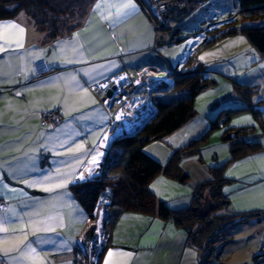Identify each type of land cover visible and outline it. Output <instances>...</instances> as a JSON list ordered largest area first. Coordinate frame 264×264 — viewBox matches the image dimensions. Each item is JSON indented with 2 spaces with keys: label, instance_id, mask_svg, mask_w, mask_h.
<instances>
[{
  "label": "crops",
  "instance_id": "0c3cea01",
  "mask_svg": "<svg viewBox=\"0 0 264 264\" xmlns=\"http://www.w3.org/2000/svg\"><path fill=\"white\" fill-rule=\"evenodd\" d=\"M97 4L101 5L99 9ZM123 4L132 7L121 8L117 15L115 6ZM11 24L25 29L23 48L15 47L19 32L9 27ZM160 31L137 0H96L81 26L53 40H46L45 34L24 12L0 20V37H7L0 38V45L11 44L9 51L0 54V225L17 230L0 232V238H23L21 228L27 235L19 250L7 255L0 251L5 259L3 264H76L75 249L77 246L86 249L82 239L92 219L76 199L72 186L101 176L113 138V129L108 130L112 111L95 85L124 69L139 71L148 67L157 68L161 76L166 74L165 79L172 80L175 67H170L160 53L163 44ZM239 34L245 35L238 29L221 38L233 46L226 43L220 47L224 53L229 52L225 67L220 62L217 64L221 52H213L211 58L202 60L207 75L219 86L233 87L207 106L197 105V113L202 116L201 124L209 125L221 109L247 106L235 91L238 83L252 91L251 104L259 109L258 116L254 109H246L234 114L230 125L254 126L246 138L260 142L262 148L229 164L226 175L230 181L223 188L230 208L245 213L264 210V161L256 159L264 157V55L250 41L240 39ZM236 40H244L245 47L253 49L249 56L239 57L238 64L228 69L231 59L242 53V50L236 52L239 48ZM67 59L77 62L66 63ZM38 61H45L47 73L37 74ZM72 76L76 77L75 81L71 80ZM225 78L233 79L234 83ZM51 110L60 111L63 119L55 126L44 125L41 114ZM184 125L162 140L149 143L145 150L166 162L174 149L186 143L177 133ZM170 137L174 141L169 144L166 141ZM78 145L83 148L77 150ZM223 155L227 159L230 156L226 151L224 154L222 151ZM93 157L97 163L92 162ZM185 160L183 169L193 171ZM196 171L194 192L211 177L207 168ZM57 184L64 186L55 187ZM46 187L54 190L44 191ZM151 188L159 194L157 186ZM37 221H46L55 231L33 235L30 225ZM252 222L262 223L257 220L247 223ZM105 237L107 247L100 264H202L203 261V253L189 244L187 231L158 214L124 212L112 221ZM4 247L11 244L0 243V248ZM29 248L36 251L25 259L21 254H27ZM110 251L114 253L112 257L108 256ZM238 261L219 256L210 264Z\"/></svg>",
  "mask_w": 264,
  "mask_h": 264
},
{
  "label": "trees",
  "instance_id": "16d2710c",
  "mask_svg": "<svg viewBox=\"0 0 264 264\" xmlns=\"http://www.w3.org/2000/svg\"><path fill=\"white\" fill-rule=\"evenodd\" d=\"M95 1L0 0V20L13 18L18 13L24 12L45 34L46 40H53L81 26ZM239 5L242 11L250 12V17H253L251 20H258L255 24L242 27L241 31L264 55V0H239ZM237 31L238 28L234 27L221 33L215 32L211 38L205 40L204 44L207 46ZM183 61L186 63L187 59ZM196 62L198 66L186 70L180 69L179 65L175 67L171 73L173 92L154 97L157 106L156 117L148 122L140 133L116 139L107 149L101 176L76 183L72 186V191L91 219H95L98 203L105 198L108 200L104 225L107 229L106 233L112 221L128 211L158 214L162 218L173 220L187 231L189 244L203 253L202 264H210L222 253V250L217 253L218 242L223 246L228 244L232 239L230 237L232 230L236 226L251 220L264 221V210L245 213L232 210L230 200L223 190L230 181L226 175L229 164L260 150L262 145L260 142H250L246 138L254 130V126L230 125L231 117L243 110L254 109L255 114L257 116L259 114V109L251 104L250 88L238 83L240 85L237 84L235 91L247 103V106H228L221 109L211 120L210 128L205 134L176 148L164 163L145 150L149 143L162 140L194 118L197 112L195 109L197 94L217 83L213 77L207 75L206 65L199 59ZM223 125L225 129L222 138L230 142V156L224 162L209 167L211 177L197 186L191 204L173 208L165 200L158 198L150 188V182L161 172L181 182L188 181L189 175L181 166L182 160L199 154L205 146L209 132ZM207 197L212 201V209L205 214L201 211V207ZM102 244L99 250L97 242L91 247L92 250L98 251L97 260L94 263L87 261V256L77 246L76 264H82V260H84L83 264H100L107 247L105 243Z\"/></svg>",
  "mask_w": 264,
  "mask_h": 264
},
{
  "label": "rangeland",
  "instance_id": "374dc122",
  "mask_svg": "<svg viewBox=\"0 0 264 264\" xmlns=\"http://www.w3.org/2000/svg\"><path fill=\"white\" fill-rule=\"evenodd\" d=\"M249 13L250 12H244L241 10L239 0H202V3L198 4L192 13H189L184 17H182V13L175 15V18L168 22V27H165L160 31L159 37L160 41L163 43L160 45V53L166 58L170 67H176L179 64L180 69L186 70L198 66L196 62L197 59L202 61L200 59L201 57L209 58L213 52H221L217 64L220 62L222 67H225L229 60V58H227L229 52L224 53L225 51L220 47L226 43H229L228 45L233 47L230 44L231 42L221 38L207 46H205L206 44H204V42L206 39L211 38L213 36L212 34L215 32L221 33L234 27L241 29L244 26L257 23L258 20H255L257 22L251 20L253 17H250ZM252 13H254L253 15H256L255 12ZM239 35L240 36L238 37L240 39L242 37L246 43H249V40L245 35ZM244 40L238 41L239 48H236V52L242 50V53H240L239 56L237 55L232 58L230 65L226 68H233L234 63L238 64L239 57H245L251 54L250 50L253 48L251 46H249L251 47L250 49L245 47ZM190 58H195L196 60ZM184 59H187L186 63H184ZM232 74L235 75L236 72H233ZM166 76V74L162 75L163 78H166ZM227 80L228 79L225 78V81ZM229 80L231 82L234 81L231 78H229ZM230 87L232 88L233 86L231 85L223 88L219 86L217 82L207 90L199 92L195 98L196 111L197 105L203 104L204 107L207 106L212 99L220 98L221 94H225ZM172 92L173 88L170 84V87H166L163 91L158 92L156 96H165ZM111 110L112 114L115 113L116 106ZM200 118H202V116L198 115L196 112L195 117L188 121L181 130L177 132L182 135V137L180 136L181 138L185 139V144L202 136L210 128V123L209 125L208 123L202 125ZM224 129V125L213 129L209 132L208 139L201 152L199 154L188 156L182 160L181 166L185 163L184 160L187 159L189 161L188 166L193 170L190 172L184 170L189 175L188 181L181 182L180 180L168 177L161 172L150 182V188L154 185L157 186L159 194L156 195L158 198L165 200L171 207L176 206L173 208L185 207L191 204L194 195L193 182L195 177L194 172H197L196 168L204 167L209 169L211 165L222 163L227 159V156H222V151L223 154L225 151L230 154V142L224 141L222 138ZM171 137L174 138V136ZM171 137L166 141L169 144L174 141ZM151 145L153 146L156 144H150V147ZM190 160L192 161L190 162ZM107 203L108 200H106V198L98 203L95 219H92V224L97 226L96 242L98 250L101 248L100 245L105 243V236L107 235V229L104 228L107 216ZM230 237H232V239L228 244L223 246L218 242L216 245L218 248H216L217 253L222 250L220 255L221 258H228L234 261L239 260L236 264H264V221L262 223L252 222L238 225L232 230ZM82 251L84 255L87 256V261L90 263H94L97 260V250H92L90 247L88 250L83 249ZM83 263L84 260H82V264Z\"/></svg>",
  "mask_w": 264,
  "mask_h": 264
},
{
  "label": "built area",
  "instance_id": "2783aa9c",
  "mask_svg": "<svg viewBox=\"0 0 264 264\" xmlns=\"http://www.w3.org/2000/svg\"><path fill=\"white\" fill-rule=\"evenodd\" d=\"M137 1L149 14L157 30L168 27V22L174 19L175 15L182 13V17H184L192 13L197 5L202 3V0ZM35 69L38 75L49 71L45 61H38L35 64ZM170 84L172 85V80L163 78L160 75V71L155 67H148L139 71L124 69L107 80L96 84L95 90L101 93L108 89H113V95L109 98L107 104L110 109L116 106V111L112 114V123L108 130L114 126L115 121L122 120V122H125L126 118L132 123V128H134L139 121H142L153 110L157 109L154 97L158 92H154V89L157 87L165 89L170 87ZM126 111L127 115H124V117L123 113ZM40 118L44 125L55 126L61 123L63 116L60 111L51 110L42 113ZM0 261L5 262V259L0 256Z\"/></svg>",
  "mask_w": 264,
  "mask_h": 264
},
{
  "label": "snow or ice",
  "instance_id": "6c2138e0",
  "mask_svg": "<svg viewBox=\"0 0 264 264\" xmlns=\"http://www.w3.org/2000/svg\"><path fill=\"white\" fill-rule=\"evenodd\" d=\"M101 7L100 4L96 5V8L99 9ZM117 7V15H119L120 13V9L121 8H129L132 7V5L130 4H123V5H119V6H115ZM9 27L14 28V29H18L19 32V36L15 39L14 43H15V47L16 48H23L24 47V32L25 29L22 27H19L16 24H11ZM79 35V34H77ZM0 38H4L7 39V37H0ZM11 48V44L8 45V47H5L4 45H0V54L9 51V49ZM63 51V48H62ZM72 51L75 52L77 51V49L75 48V46L73 45L72 47ZM206 55H211V54H206ZM201 60L204 59V57L200 58ZM66 63H75L77 61L73 60V59H67L65 61ZM64 79V78H61ZM71 80L75 81L76 77L72 76ZM84 94L86 95L87 92L85 90ZM66 105H67V101H65ZM107 137H105L106 139ZM83 145H78L77 146V150L82 149ZM256 159H259L261 161H264V157H257ZM93 163H97V159L96 157H93ZM250 161H244L243 163H249ZM83 178V177H81ZM63 184H57L55 187H63ZM44 191H53L54 189L52 187H46L43 189ZM31 230H32V234L36 235L38 232H47V231H55V228L52 226H49L47 224L46 221H37L33 224L30 225ZM17 231L16 229H9L7 227H3L2 225H0V232L6 233L8 231ZM19 231L23 234V238H21V236H17L14 238H8V237H3L0 238V243H3L5 245L7 244H11V247H4V248H0V251H2L4 253V255H7L8 253L14 251V250H19L20 246L23 245L25 243V241L27 240V235L24 234V229L21 228L19 229ZM35 248H29L28 253L24 254L22 253L21 255L24 256L25 259H27L29 256H31L33 253H35ZM114 255L113 252H109L108 256L112 257ZM115 255H120V256H125V257H130L132 254L131 253H115ZM0 264H3L2 261H0Z\"/></svg>",
  "mask_w": 264,
  "mask_h": 264
},
{
  "label": "water",
  "instance_id": "95a60500",
  "mask_svg": "<svg viewBox=\"0 0 264 264\" xmlns=\"http://www.w3.org/2000/svg\"><path fill=\"white\" fill-rule=\"evenodd\" d=\"M163 91V88H155L154 92H161ZM104 99L107 101V103L109 102V98L113 95V89H108L106 91H104ZM157 115V109L153 110L152 113H150L148 116H146L142 121H139L134 128H132V130L127 131V132H123L120 133L119 135H116L112 138L110 146L112 145V143L121 137H125V136H132V135H136L138 133H140L143 128L145 127V125L150 122L152 119H154ZM109 146V147H110ZM108 147V149H109ZM212 209V201L209 197H207L204 202L203 205L201 207V211L203 213H208L210 210ZM97 226L95 224H92L88 227V229L86 230L83 239H82V244L86 249H89L90 247H92L97 240Z\"/></svg>",
  "mask_w": 264,
  "mask_h": 264
},
{
  "label": "bare ground",
  "instance_id": "6f19581e",
  "mask_svg": "<svg viewBox=\"0 0 264 264\" xmlns=\"http://www.w3.org/2000/svg\"><path fill=\"white\" fill-rule=\"evenodd\" d=\"M124 115H127V111L125 113H123V116ZM117 122H119V123H117ZM117 122L115 121L114 126L112 127L113 137L116 135H119L120 133L132 130V123H130V121L127 118H126L125 122H122V120H118Z\"/></svg>",
  "mask_w": 264,
  "mask_h": 264
}]
</instances>
